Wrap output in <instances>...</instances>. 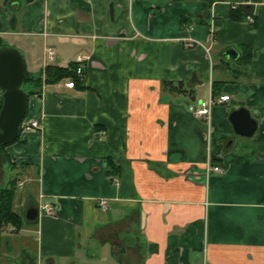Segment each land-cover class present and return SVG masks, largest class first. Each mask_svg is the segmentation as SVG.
<instances>
[{
    "label": "crops",
    "instance_id": "crops-1",
    "mask_svg": "<svg viewBox=\"0 0 264 264\" xmlns=\"http://www.w3.org/2000/svg\"><path fill=\"white\" fill-rule=\"evenodd\" d=\"M0 46L40 86L23 120L41 126L0 147L22 221L0 264H264V0H0ZM47 49L83 78L47 84ZM223 95L209 121L190 110Z\"/></svg>",
    "mask_w": 264,
    "mask_h": 264
},
{
    "label": "water",
    "instance_id": "water-1",
    "mask_svg": "<svg viewBox=\"0 0 264 264\" xmlns=\"http://www.w3.org/2000/svg\"><path fill=\"white\" fill-rule=\"evenodd\" d=\"M24 75L25 64L19 51L13 48L0 49V145L16 140L20 124L25 117L27 94L22 89ZM229 121L234 133L241 137L253 136L257 128L256 122L244 108L232 112Z\"/></svg>",
    "mask_w": 264,
    "mask_h": 264
},
{
    "label": "trees",
    "instance_id": "trees-1",
    "mask_svg": "<svg viewBox=\"0 0 264 264\" xmlns=\"http://www.w3.org/2000/svg\"><path fill=\"white\" fill-rule=\"evenodd\" d=\"M25 1L31 2L32 0H25ZM241 16H242V13L239 12L238 10L231 11L230 13V18L234 21H238V20L241 21ZM0 49H3V47L0 46ZM74 70H75L74 64H70L69 68H58V67L48 66L45 70V82L47 84H54L68 77L72 78L74 82L75 81L78 82V80L75 77ZM30 83L33 84V78L30 77L28 73L25 71L24 80L22 84V86L24 85V87H22V89L27 94V97L29 95L34 94L37 91V90L36 91L35 90L26 91L25 90L26 89L25 87L27 86V84H30ZM33 86L34 88L40 87L37 84H33ZM17 139H18V136L16 140ZM3 146L5 145H0V147H3ZM15 191H16V181L15 180L10 181L6 188L0 189V238L5 228L11 226V227H14L16 230H19L22 227V221L19 215L16 214L12 209L13 197H14Z\"/></svg>",
    "mask_w": 264,
    "mask_h": 264
},
{
    "label": "built area",
    "instance_id": "built-area-1",
    "mask_svg": "<svg viewBox=\"0 0 264 264\" xmlns=\"http://www.w3.org/2000/svg\"><path fill=\"white\" fill-rule=\"evenodd\" d=\"M194 45H195L194 42H189V46L192 47ZM54 57H55V53L52 50H50V49L45 50L44 66L45 67L48 66V64H50L54 60ZM84 59H85L84 57H78L76 59V63H75L76 67H75L74 73H75V76L78 77L79 79L83 78L82 62L84 61ZM73 86H74L73 81H69L65 84L66 88H73ZM228 100H229V97L227 95H223V96H220L219 98H217L216 100L209 99L207 102H199V104L195 108H190V110L193 111V113L196 116L202 117L205 120L209 121L212 106L214 104L225 103ZM21 130H24V131H29V130L40 131L41 126H40L39 122L36 120H27V121L22 122ZM225 172H226V169L223 166L212 165L210 163H207V165L204 168V174H205L206 178L209 175H211L212 173L223 175V174H225ZM18 187L22 188V184H19ZM98 205L102 211H107L108 203L106 200H104V199L99 200ZM42 209H43L45 215L50 216V217L56 216L54 209L50 205H44V206H42Z\"/></svg>",
    "mask_w": 264,
    "mask_h": 264
},
{
    "label": "rangeland",
    "instance_id": "rangeland-1",
    "mask_svg": "<svg viewBox=\"0 0 264 264\" xmlns=\"http://www.w3.org/2000/svg\"><path fill=\"white\" fill-rule=\"evenodd\" d=\"M12 5V4H11ZM22 87H24V85L22 86ZM26 88V87H25Z\"/></svg>",
    "mask_w": 264,
    "mask_h": 264
}]
</instances>
